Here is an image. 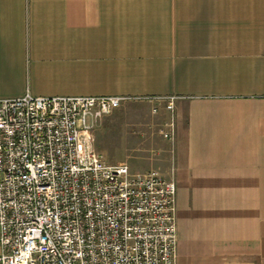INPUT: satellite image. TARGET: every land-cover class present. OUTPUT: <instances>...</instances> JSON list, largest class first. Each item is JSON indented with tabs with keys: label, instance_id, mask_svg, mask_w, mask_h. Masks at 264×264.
<instances>
[{
	"label": "crops",
	"instance_id": "crops-1",
	"mask_svg": "<svg viewBox=\"0 0 264 264\" xmlns=\"http://www.w3.org/2000/svg\"><path fill=\"white\" fill-rule=\"evenodd\" d=\"M27 91L170 104L175 264H264V0H0V98Z\"/></svg>",
	"mask_w": 264,
	"mask_h": 264
},
{
	"label": "built area",
	"instance_id": "built-area-1",
	"mask_svg": "<svg viewBox=\"0 0 264 264\" xmlns=\"http://www.w3.org/2000/svg\"><path fill=\"white\" fill-rule=\"evenodd\" d=\"M131 98H0V264H175V181L95 148L97 120Z\"/></svg>",
	"mask_w": 264,
	"mask_h": 264
},
{
	"label": "rangeland",
	"instance_id": "rangeland-1",
	"mask_svg": "<svg viewBox=\"0 0 264 264\" xmlns=\"http://www.w3.org/2000/svg\"><path fill=\"white\" fill-rule=\"evenodd\" d=\"M156 106L153 113L154 105L144 99L125 100L97 120L95 148L106 163L123 162L138 172L161 170L159 151L163 142L159 129L169 119L170 111L165 102Z\"/></svg>",
	"mask_w": 264,
	"mask_h": 264
}]
</instances>
